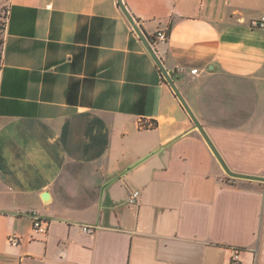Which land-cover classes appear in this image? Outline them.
I'll return each mask as SVG.
<instances>
[{
    "label": "crops",
    "instance_id": "0c3cea01",
    "mask_svg": "<svg viewBox=\"0 0 264 264\" xmlns=\"http://www.w3.org/2000/svg\"><path fill=\"white\" fill-rule=\"evenodd\" d=\"M123 3L229 169L264 177V0ZM1 12L0 264H264V183L227 175L119 0Z\"/></svg>",
    "mask_w": 264,
    "mask_h": 264
},
{
    "label": "water",
    "instance_id": "95a60500",
    "mask_svg": "<svg viewBox=\"0 0 264 264\" xmlns=\"http://www.w3.org/2000/svg\"><path fill=\"white\" fill-rule=\"evenodd\" d=\"M119 4H120V7L123 10L124 14L126 15V17L128 18V20L132 24L135 32L138 34V36L141 38V40L144 42V44L148 48L149 52L151 53V55L155 59V61L158 64L159 68L161 69L162 74L165 77L166 81L171 85V87L173 88V90L175 91V93L177 94V96L179 97V99L181 100L183 106L185 107V109L187 110V112L189 113V115L191 116V118H192V120H193L196 128L201 132V134L203 135V137L205 138V140L209 144L210 148L212 149L213 153L215 154L216 158L220 162L221 166L223 167V169L225 170V172L227 173V175L230 176V177H232V178H235V179H244V180L257 181V182L264 183V177L263 176H250V175H245V174H239V173H235V172H233L232 170L229 169V167L227 166V164L223 160L221 154L219 153V151L217 150V148L213 144V142L210 139L209 135L207 134L206 130L204 129L203 125L201 124V122L199 121V119L196 117V115L192 111L191 107L186 102V100L182 96L181 92L177 88V86L175 84V81H174L172 75L165 69V67L163 66L162 62L158 58L156 52L153 50V48H152L150 42L148 41L147 37L145 36V34L143 33V31L141 30V28L137 24L136 20L129 13L128 9L126 8V6L123 3V0H119ZM43 199L44 200H48L49 199V194L48 193L43 194Z\"/></svg>",
    "mask_w": 264,
    "mask_h": 264
},
{
    "label": "built area",
    "instance_id": "2783aa9c",
    "mask_svg": "<svg viewBox=\"0 0 264 264\" xmlns=\"http://www.w3.org/2000/svg\"><path fill=\"white\" fill-rule=\"evenodd\" d=\"M258 28L264 30V13L261 15L257 23L255 24ZM169 39V34L166 31H161L158 32L156 35V42L159 43H166ZM198 73V70H193L192 74L196 75ZM140 197V192L135 191L133 192L128 199V203L131 205H136L138 204V200ZM32 221H33V231L37 234L41 235H46L49 231V221L42 216H40L36 212L31 213ZM98 227L95 226H89V225H84L82 226V229L85 233L87 234H93L96 232ZM11 243H17L18 239L16 237H11L10 238ZM239 260V252L238 250L234 251L233 258H232V263L237 262Z\"/></svg>",
    "mask_w": 264,
    "mask_h": 264
},
{
    "label": "rangeland",
    "instance_id": "374dc122",
    "mask_svg": "<svg viewBox=\"0 0 264 264\" xmlns=\"http://www.w3.org/2000/svg\"><path fill=\"white\" fill-rule=\"evenodd\" d=\"M0 70H1V43L4 40V35H5V29H4V12L0 15Z\"/></svg>",
    "mask_w": 264,
    "mask_h": 264
},
{
    "label": "trees",
    "instance_id": "16d2710c",
    "mask_svg": "<svg viewBox=\"0 0 264 264\" xmlns=\"http://www.w3.org/2000/svg\"><path fill=\"white\" fill-rule=\"evenodd\" d=\"M2 14V12L0 13V15ZM1 17V16H0ZM6 28V16H5V13H4V29ZM3 45H4V40H3V42L1 43V47H2V49H1V57H2V54H3ZM1 60H2V58H1Z\"/></svg>",
    "mask_w": 264,
    "mask_h": 264
}]
</instances>
